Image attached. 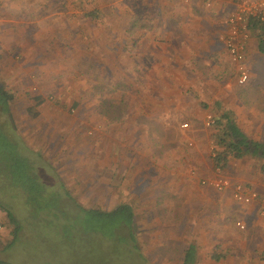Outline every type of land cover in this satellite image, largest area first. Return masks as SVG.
<instances>
[{
    "label": "rangeland",
    "instance_id": "rangeland-1",
    "mask_svg": "<svg viewBox=\"0 0 264 264\" xmlns=\"http://www.w3.org/2000/svg\"><path fill=\"white\" fill-rule=\"evenodd\" d=\"M86 1H90L87 9L84 3L79 7V0H52L50 6H41L42 13L57 14L54 21L42 19V32L53 23L59 25L66 16L73 19L61 34L56 27L45 35H40L41 28L25 31L23 27L27 35L8 42L10 52L1 63L0 83L19 98L11 107L15 131L8 127L0 133V147L13 150L14 143L20 141L24 148L38 152L74 201L87 210L112 211L121 203H130L139 246L135 251L121 230L113 239L98 235L94 226L78 218L73 202L66 201L41 214L39 205L28 204L25 190L0 182V203L12 204L20 220L28 223L13 242L10 223L5 225L7 213L0 209V260L4 264H183L182 250L206 234L211 224L205 218L206 207L199 210L198 205L191 211L188 206L194 199L198 203L207 199L198 193L202 188L192 176L212 175L211 148L219 149L218 139L224 135L213 117V106L206 112L202 102L201 111L211 116L214 124L208 127L205 119L196 121L200 136L197 131H182L181 124L191 120L172 114L183 107L181 99L186 104V94L193 88L169 79L162 84L156 76L159 68L153 64L161 45L174 46L176 27L186 23L160 20L157 13L164 11L168 1L174 12L184 9L175 0ZM94 10L100 15L87 19L79 16ZM163 34L171 40L163 38L160 42ZM16 41L21 44L19 48ZM36 44L48 47L40 54L46 63L33 59L39 54L25 57L18 50L33 47L36 51ZM38 62L45 68L34 65ZM150 72L156 80L149 77ZM254 85L240 89L243 95L237 91L226 96L224 109L230 105L235 108V120L242 122V130L256 135L258 122L244 114L240 117L238 111L240 103L247 112L257 106L264 112V87ZM38 96H44V104L37 109L40 116L34 121L27 110L34 107L32 100ZM217 97L224 96H209ZM0 120L7 122V116L0 114ZM107 121L111 123L102 130L100 123ZM102 136L108 139L106 145ZM101 149L103 156H113L110 166L100 157ZM113 169L116 173L111 181ZM147 189L161 191L155 208L146 207ZM174 199L182 204L175 205Z\"/></svg>",
    "mask_w": 264,
    "mask_h": 264
},
{
    "label": "crops",
    "instance_id": "crops-1",
    "mask_svg": "<svg viewBox=\"0 0 264 264\" xmlns=\"http://www.w3.org/2000/svg\"><path fill=\"white\" fill-rule=\"evenodd\" d=\"M175 1L176 4L179 3V6L183 7L184 11L174 12V6L168 1L164 7L165 12H158L157 18L160 20L165 19V21L174 20L186 23L176 27L177 40L174 46H169L166 43L161 45L162 47L159 49L160 55L153 65L155 68H159L156 76L160 83L165 84L168 81L167 79H169L175 84L189 85L192 86L195 94L192 95L193 91L189 90L186 94V104L182 102V99L180 100V105L184 108L182 107L181 110L175 111L172 117L186 116L185 118L191 121L190 123H185L188 125L186 128H183V124H181L180 129L184 132L197 131L200 136L202 131L199 130V127L197 128L195 122L199 121L202 123L204 119L207 122L208 116L206 115V117L205 114L211 110L210 106L212 105L213 109L211 111H214L212 112L213 117L217 118L218 128H221L222 134H224L220 136L221 138L217 142L220 151L225 152L228 149V144H230V139L226 138L230 122L234 123L246 138V142L244 143L246 147L242 148L241 151H227L225 153L227 164L225 168H222V171L224 177L231 181L232 187L224 191H218L203 183L205 180L211 179L216 175L215 169L219 167L214 160H211L214 164L212 175L205 172L202 175L194 174L192 176L202 188L198 193H202L207 199L206 201L204 200L205 202L201 201L199 203L197 199H194V201L192 200L188 203V206L192 208L190 209L191 211L196 210L198 205L199 210H205L206 207L207 213L205 218L211 224L206 227V230H208L206 234L200 238H195L188 248L186 247L182 250V262L185 264L189 249L193 246V256L187 264H264V219L261 216L260 204L257 201L243 204L237 202L232 195L233 186L239 183L254 189L261 196H264V149L262 148L264 147V112L258 106L254 111L251 112L250 110L247 112L246 106L238 104L240 117L244 114L246 117H251L258 122L257 128H255L257 134L255 135V133L250 134L251 132L248 129H245V132L242 130V122L240 121L241 123H239L235 120V116H237L235 108L230 105L224 109L227 106L228 100L226 96H234L237 91L243 95L240 89H245L254 84V86L260 84L264 87V54L260 50L261 41H264V35L262 36L258 30H252V38L246 53V67L249 79L245 84H239L236 66L231 62L228 50L221 40V37L229 31L228 20L230 15L237 9L239 0L237 2L229 0ZM83 3L86 4L84 7L86 8L90 4V1L79 0V7H82ZM51 4L52 0H0V69L1 63L5 60L6 53L10 52L7 49V44L10 40L25 37L27 35L25 31H31L34 27L35 29L41 28L40 24L43 25L42 19L46 18L47 20L54 21L57 14H52L51 12L42 13L41 6H50ZM86 13L88 12L84 11L79 16L87 19ZM66 17L65 19L63 18L64 20L60 18L62 23L59 25L54 26L53 23V26L45 30L46 32H42L43 29L41 28L40 35L47 34L48 29L49 32L50 30L55 31V27L58 30V34H61V30H66L72 24L73 19L70 20L68 16ZM34 23H37V26ZM32 24L33 26H31ZM166 34L161 36L160 42L163 38L167 41L171 40L170 36ZM38 37L36 39L37 43ZM14 44L18 48L21 45L18 41ZM35 46L38 49L36 51L32 49L33 47L31 49L24 48L23 50H18L26 54L25 57L31 55L30 53L39 54V57L34 56L33 59L38 61L43 60L46 63L48 60L40 57V54L46 53L48 47L42 48L37 44ZM34 65H38V68H45L41 62ZM151 75L156 80L153 72L149 73V77ZM195 96H198V99H195ZM209 96L224 97L210 99ZM41 97L44 98V96ZM18 98L19 96H14L13 102L17 101ZM13 102L10 104V109ZM201 102L209 109L205 113L200 109ZM33 105L34 98L32 100ZM263 105L264 100H262L261 106ZM182 109H184L183 112ZM11 116L13 118L12 111ZM39 116L40 114H38V117L34 121H37ZM12 121L15 125L14 119ZM110 123L109 121L106 124L100 123L101 129L103 130ZM107 130L105 129V131ZM100 132L102 133V131ZM102 137V143L108 142L105 136ZM223 140L227 143L226 145L220 144ZM102 150H100V157L103 161H108L110 166L113 163V156H103ZM112 154L114 153L111 152L110 155ZM122 158H126V156ZM115 170L113 169L111 181L115 178ZM160 192V190L157 192L151 189L146 190V207L155 208L158 205L157 201ZM179 197L181 198V194L177 198L179 199ZM194 197L196 198L197 194ZM174 201L175 205L182 204V202H178L175 199ZM206 203L207 205H205ZM123 205H128L132 208V211L134 210L128 202L121 203L115 208ZM164 205L167 206L166 201H164ZM240 226H244V228Z\"/></svg>",
    "mask_w": 264,
    "mask_h": 264
},
{
    "label": "trees",
    "instance_id": "trees-1",
    "mask_svg": "<svg viewBox=\"0 0 264 264\" xmlns=\"http://www.w3.org/2000/svg\"><path fill=\"white\" fill-rule=\"evenodd\" d=\"M86 17H96L100 15L98 11L88 12ZM251 29L258 30L264 35V25L257 21L251 22ZM260 50L264 54V41H261ZM15 94L8 90L4 83H0V114L7 116V122L0 120V133L5 132L6 128L12 127L15 131V125L12 121L10 104L14 100ZM44 99L41 96L34 98V107L28 108L31 118H37L38 107L42 106ZM230 139L228 149L225 152L216 148L217 157L214 160L219 168L226 167L225 153L227 151H241L246 142V138L237 126L230 122L227 137ZM0 139L2 136L0 134ZM232 140V142H231ZM4 141L2 140V143ZM14 143L13 150L3 151L0 147V182L7 186L25 190L28 204L33 207L39 205L38 209L42 213H49L53 207L64 205L66 201L73 202L79 215L78 218L86 220L89 226H94L93 231L101 237L113 239L115 232L123 233L129 242L132 243L134 250L138 249L137 225L132 208L128 205L119 206L112 211L101 209H85L78 202L74 201L65 184L58 180L59 176L52 170L49 163L37 152L24 148L22 144ZM220 144L226 145L225 141ZM264 149V147H262ZM57 181L54 184V181ZM4 185V184H3ZM18 199L19 197H14ZM12 204L0 203V209L7 213V223L12 228L13 242H17L23 231L24 220H20L18 214L13 210ZM34 210V208H29ZM3 225V223H2ZM194 247L191 246L186 257L185 264L190 262L193 256ZM0 264H4L0 260Z\"/></svg>",
    "mask_w": 264,
    "mask_h": 264
},
{
    "label": "built area",
    "instance_id": "built-area-1",
    "mask_svg": "<svg viewBox=\"0 0 264 264\" xmlns=\"http://www.w3.org/2000/svg\"><path fill=\"white\" fill-rule=\"evenodd\" d=\"M257 21L264 25V0H239L237 9L230 15L229 31L221 37L232 63L235 64L238 73L239 84H245L249 79L246 67V53L252 38L251 22ZM214 124L211 116L207 117L206 125L210 127ZM188 125L183 124L186 128ZM210 157L215 160L217 157L216 148L212 147ZM216 175L203 183L211 186L218 191H224L232 187L231 181L224 177L222 168H217ZM233 198L240 203L250 204L254 201L259 202L261 207V216L264 219V196L257 191L243 184H235L232 190ZM244 228V226H240ZM3 226L0 223V234Z\"/></svg>",
    "mask_w": 264,
    "mask_h": 264
}]
</instances>
